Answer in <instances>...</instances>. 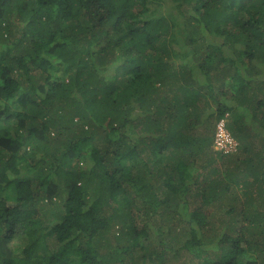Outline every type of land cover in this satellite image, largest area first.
Returning a JSON list of instances; mask_svg holds the SVG:
<instances>
[{"label": "trees", "instance_id": "1", "mask_svg": "<svg viewBox=\"0 0 264 264\" xmlns=\"http://www.w3.org/2000/svg\"><path fill=\"white\" fill-rule=\"evenodd\" d=\"M0 264H264V0H0Z\"/></svg>", "mask_w": 264, "mask_h": 264}, {"label": "built area", "instance_id": "2", "mask_svg": "<svg viewBox=\"0 0 264 264\" xmlns=\"http://www.w3.org/2000/svg\"><path fill=\"white\" fill-rule=\"evenodd\" d=\"M215 145L224 153H230L237 149V142L226 130L225 120H221L217 125Z\"/></svg>", "mask_w": 264, "mask_h": 264}, {"label": "rangeland", "instance_id": "3", "mask_svg": "<svg viewBox=\"0 0 264 264\" xmlns=\"http://www.w3.org/2000/svg\"><path fill=\"white\" fill-rule=\"evenodd\" d=\"M178 30H180V29H176V31H178ZM183 31V30H182ZM215 139V138H214ZM214 139H213V149H214V151L215 152H217V153H219V154H226V153H224V152H222L219 148H216V145H215V141H214ZM237 145L239 146V143L237 142ZM237 150H238V147H237ZM237 150H235V151H233V152H230V153H228V154H232V153H237ZM122 207V206H121ZM16 244H14L13 245V247L15 246Z\"/></svg>", "mask_w": 264, "mask_h": 264}, {"label": "clouds", "instance_id": "4", "mask_svg": "<svg viewBox=\"0 0 264 264\" xmlns=\"http://www.w3.org/2000/svg\"><path fill=\"white\" fill-rule=\"evenodd\" d=\"M225 118H227V116H225ZM222 119V120H225V122H226V119ZM221 121V120H220ZM219 121V122H220ZM218 122V123H219ZM218 123H217V125H218ZM217 125H216V131H215V138H216V132H217ZM226 130H227V128H226ZM228 131V130H227ZM228 133L231 135V137L237 142V140L233 137V135L228 131ZM214 141H215V139H214ZM238 147V146H237ZM237 150V149H236ZM224 155H228V153H226V154H224Z\"/></svg>", "mask_w": 264, "mask_h": 264}]
</instances>
